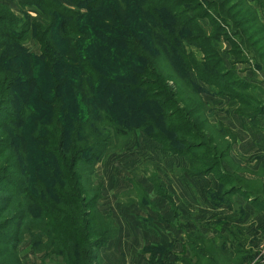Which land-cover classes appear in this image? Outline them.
Wrapping results in <instances>:
<instances>
[{
    "label": "trees",
    "instance_id": "16d2710c",
    "mask_svg": "<svg viewBox=\"0 0 264 264\" xmlns=\"http://www.w3.org/2000/svg\"><path fill=\"white\" fill-rule=\"evenodd\" d=\"M192 1L20 0L33 18L0 2V264H24L19 246L31 231L44 237L30 244L43 264L100 261L117 228L98 209L93 168L119 139L139 132L184 156L190 175L230 149L228 129L231 140L205 135L201 93L210 85L232 94L238 82L213 45L221 24L211 18L207 34L196 20L211 11L233 28L235 46L261 59L264 33L244 0H203L209 10ZM29 35L38 53L26 48ZM235 98L241 113L264 110L246 93Z\"/></svg>",
    "mask_w": 264,
    "mask_h": 264
},
{
    "label": "rangeland",
    "instance_id": "374dc122",
    "mask_svg": "<svg viewBox=\"0 0 264 264\" xmlns=\"http://www.w3.org/2000/svg\"><path fill=\"white\" fill-rule=\"evenodd\" d=\"M19 1L0 0L20 18H23L26 14L31 18L38 16L34 7L20 5ZM247 1L250 0H244L245 3ZM258 1L256 0V2ZM61 2L75 8L70 0H61ZM195 5H199L196 10H209L203 0H193L189 7L192 8ZM256 14L259 19L257 22L260 21L264 26V23L260 20L264 18L259 16L257 12ZM211 18L214 19L215 25L221 24L218 40H214L213 45L222 59L223 68L230 73L229 78L235 79L238 83L235 87H232V94L226 93V95L223 94L224 91L221 88L215 89L213 86L203 85L204 90L201 96L206 103L205 116L209 124L206 127L207 131L203 130L205 135L209 136L210 134V138L219 137V142L224 139V136L226 140H231V136L229 134L225 135L226 133L220 128L228 129L235 136L234 129L228 126L227 119L229 116L233 117L232 115L236 113L241 120L239 124L240 132L242 133L243 130L245 133H251L249 137L241 135L242 138L240 137L237 140L238 147H234L235 140L232 141L226 154L214 160L215 167L211 171L190 175L186 169L179 168L180 166H186V168L189 166L184 156L171 154L162 149L157 142L139 132H133L128 137L119 139V147H117L119 149L114 148L105 152L93 168L92 178L100 188V197L97 201L98 209L113 218L116 223V233L119 231L120 226L122 230L127 229L133 234L131 239L134 240L135 246L138 244L141 247L145 244V247L142 248L143 255L150 264H169L171 249L176 245L174 232L180 231L179 229L183 233L186 231L184 217L181 218V221L179 220L177 226L171 224V214L173 212L175 213L176 210L186 213L191 212L195 216L194 219L197 220V222L194 221V226L196 224L202 225L201 219L196 218L203 208L200 201L202 187L203 189L207 187V196L210 200L208 211L211 215L217 213L219 203L227 204L238 214H242V209L245 206H251L255 212L261 210V208L264 209V187H260L258 184L254 185L248 192L252 193L250 195L244 193L246 188L244 189L239 183L242 174L248 171L246 166H264V110L256 113L251 109L250 111H253L252 114L254 115L249 117L246 114V111L250 112L248 111L249 107L246 109L243 107L246 111L242 110L241 113L237 109L235 101H233L237 100L235 98L237 95L246 93L256 106H258L257 103H264V77L261 74L257 76L255 75L257 73H250L254 69L264 71V68L261 67L264 66V59L253 57L254 49H251L249 53L245 51L246 48L241 50V45L236 43L235 46L232 42H237L239 39L234 35L233 28L226 27L224 21H220L211 11L209 17H199L196 22L209 34L213 30L210 23ZM263 26L262 31L264 33ZM239 28L242 29V27ZM25 45L30 52H39L38 42L32 35L27 36ZM193 50L195 53L197 52L196 48H193ZM258 65H260V68ZM244 106L246 107V105ZM201 162L196 159L191 165L202 166ZM260 169L263 170L264 168L260 167ZM186 178L192 180L191 183H186L190 186V196L194 198V203H189V206L186 205L179 187L177 199L174 197L175 194L172 193L175 192V188L173 189V186H176L175 182L179 183L180 180L185 185V182L182 181H186ZM229 189L231 192L225 195V198H228L226 201L218 199ZM242 193L244 198L240 196ZM175 199L178 201L177 204ZM205 202L204 206H206ZM186 209H188V212ZM203 211L207 212V209H203ZM189 218L193 220L192 216H189ZM217 226V221L212 218L204 226L207 227L210 234L208 243L214 264L220 262L222 264H264L263 256L260 254V247L264 244V239L258 242L259 254H256V252L254 254L251 249L254 240L252 231L250 232L251 236L249 235L250 240L243 242L237 241L240 238H235L231 227H228L226 232L219 235L215 231ZM116 236L117 234L97 250L100 261L96 264H104L105 260L107 261V256L116 247L115 244H117L118 239ZM38 237L44 238L36 231L24 235V240L19 246L24 264H43L41 262L42 254L35 253L30 249V244ZM194 237L195 240L193 241L197 244H205V237H202L200 231ZM122 239H118L117 247L122 244ZM124 240L127 244L129 243L127 238H124ZM224 245L227 246V249H233L234 252L228 253V256L226 253L223 254L222 247ZM202 250V248L194 249L193 254L199 257ZM102 254L104 259L101 256ZM45 264L52 263L46 261Z\"/></svg>",
    "mask_w": 264,
    "mask_h": 264
},
{
    "label": "crops",
    "instance_id": "0c3cea01",
    "mask_svg": "<svg viewBox=\"0 0 264 264\" xmlns=\"http://www.w3.org/2000/svg\"><path fill=\"white\" fill-rule=\"evenodd\" d=\"M246 5H248L251 9L252 12H255L256 20L258 21V16L256 12L259 14V16H263L264 12V0H259L256 2V0H250L249 2L247 1ZM264 23V19H260ZM260 22V21H259ZM258 24L262 27L263 24L260 22ZM264 27V26H263ZM252 73H257L255 75L259 76L261 74L264 77V71L262 69H254ZM264 81V79H263ZM233 117H228V126L232 127L234 129L235 133V141L233 143L234 147H238V142L237 140L242 136L245 135L249 137L251 133H245L242 130V133L240 132V126L239 124L241 123L240 116H238L236 113L232 115ZM243 123V120H242ZM251 125V123H250ZM243 129V126H242ZM245 133V134H243ZM248 171L244 174H242V178H240L241 186L244 187V189L254 187V185L258 184L260 187H264V169L261 170L260 167L264 166H246ZM179 168H182L183 170L186 169V166H180ZM193 177V176H190ZM178 178V177H177ZM190 178H186V181L183 180L182 182H185V185L180 182L179 183L176 181V186H173V189L175 192H172L175 194V198H178V187L182 191V195L185 198V203L187 206H189V203H194V198L190 196L189 189L190 186L186 182L191 183ZM243 182V183H242ZM180 193V192H179ZM181 194V193H180ZM252 194V193H248ZM181 195V196H182ZM182 196V199H183ZM242 198H244L243 194L240 195ZM175 199V200H176ZM245 201H248L244 199ZM200 201L202 202V210L200 214L196 216V218L201 219L202 225L196 224L194 226V221L197 222L195 216H193V213L188 212H181V210H176L175 213L171 214V219L172 222L171 224H174L177 226L179 220L181 221V218L184 217L185 219V227L186 231L185 233L182 232L181 229L180 231L174 232V237L176 238L175 242L176 245L173 246L171 249V255H170V260L169 264H209L210 260L213 262L211 257L213 255L210 254V246H209V232L207 227H204L206 224L210 222V219L212 218L213 220H216L218 223L217 230H215L219 235L226 232L228 227H231L233 229V234L235 238H240L237 241H247L250 240V232L252 231L254 240L252 241V252L255 254H259V249H258V242L262 239H264V209L261 208V210L256 211L251 207L245 206L244 209H242V214H238L237 212L233 211V208H230L227 204L225 203H219L217 213L215 214H210L208 211L209 209V204L210 200L207 196V187L201 189V197ZM204 201H206V206H204ZM176 200V204H177ZM229 203V202H227ZM243 203V201H242ZM250 203V202H249ZM253 206L254 204L251 203ZM264 204V203H263ZM244 207V206H243ZM203 209H207L206 211H203ZM189 216L193 217V220L189 218ZM231 225V226H230ZM196 229V230H194ZM118 231V230H117ZM200 231L202 237H205V244H197L193 240H195L194 235ZM247 231V232H246ZM215 232V233H216ZM213 234V232H211ZM118 239H122V244L118 245V239H117V244L115 248L111 250L109 255L107 256V261L105 260L104 264H150L147 259L145 258V255L142 248H144L145 244L142 245L141 247L137 244L135 246L134 240L131 238L133 237V234L129 232L127 229L122 230L119 226V231L116 233ZM186 236L184 237V235ZM250 235V236H249ZM190 237V239H189ZM124 238H127L129 243L127 244L124 240ZM179 238V239H178ZM236 240V239H235ZM184 242V243H183ZM126 247V248H125ZM172 247V246H171ZM227 246L222 247V253H226L228 256V253L234 252L233 249L226 248ZM248 247V246H247ZM203 249L200 252V256L197 257L195 254H193L194 249ZM192 249V250H191ZM102 258L104 259V255H101ZM219 264H222L221 262Z\"/></svg>",
    "mask_w": 264,
    "mask_h": 264
},
{
    "label": "built area",
    "instance_id": "2783aa9c",
    "mask_svg": "<svg viewBox=\"0 0 264 264\" xmlns=\"http://www.w3.org/2000/svg\"><path fill=\"white\" fill-rule=\"evenodd\" d=\"M260 254H261V256H263L262 258H263V261H264V244H262L261 247H260Z\"/></svg>",
    "mask_w": 264,
    "mask_h": 264
}]
</instances>
